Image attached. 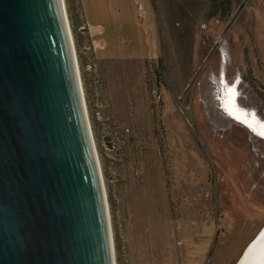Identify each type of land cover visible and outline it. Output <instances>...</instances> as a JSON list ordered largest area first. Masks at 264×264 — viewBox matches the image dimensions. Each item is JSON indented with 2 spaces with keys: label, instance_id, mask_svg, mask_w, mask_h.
<instances>
[{
  "label": "rangeland",
  "instance_id": "1",
  "mask_svg": "<svg viewBox=\"0 0 264 264\" xmlns=\"http://www.w3.org/2000/svg\"><path fill=\"white\" fill-rule=\"evenodd\" d=\"M63 4L114 264H232L264 222V137L222 102L264 120V0Z\"/></svg>",
  "mask_w": 264,
  "mask_h": 264
},
{
  "label": "water",
  "instance_id": "2",
  "mask_svg": "<svg viewBox=\"0 0 264 264\" xmlns=\"http://www.w3.org/2000/svg\"><path fill=\"white\" fill-rule=\"evenodd\" d=\"M62 2L0 0V264H114Z\"/></svg>",
  "mask_w": 264,
  "mask_h": 264
},
{
  "label": "bare ground",
  "instance_id": "3",
  "mask_svg": "<svg viewBox=\"0 0 264 264\" xmlns=\"http://www.w3.org/2000/svg\"><path fill=\"white\" fill-rule=\"evenodd\" d=\"M62 6L64 8L63 2ZM224 90L225 94L222 104L226 112L242 127L257 136L264 137V120L257 116L249 115L238 105L235 87L231 86ZM237 264H264V227L244 250Z\"/></svg>",
  "mask_w": 264,
  "mask_h": 264
},
{
  "label": "flooded vegetation",
  "instance_id": "4",
  "mask_svg": "<svg viewBox=\"0 0 264 264\" xmlns=\"http://www.w3.org/2000/svg\"><path fill=\"white\" fill-rule=\"evenodd\" d=\"M222 109V108H221ZM223 111V113L225 114V112H224V110H222ZM226 115V114H225ZM227 117H228V115H226ZM229 118V117H228ZM230 120H231V117L229 118ZM232 121H234V120H232ZM235 122V121H234ZM236 123V122H235ZM240 125V124H239ZM258 138L259 139H262L263 140V137H260V136H258Z\"/></svg>",
  "mask_w": 264,
  "mask_h": 264
},
{
  "label": "crops",
  "instance_id": "5",
  "mask_svg": "<svg viewBox=\"0 0 264 264\" xmlns=\"http://www.w3.org/2000/svg\"><path fill=\"white\" fill-rule=\"evenodd\" d=\"M85 28H87L88 32H91L90 29L88 28V26H86V23H85ZM102 47V46H101ZM102 58V57H101Z\"/></svg>",
  "mask_w": 264,
  "mask_h": 264
},
{
  "label": "trees",
  "instance_id": "6",
  "mask_svg": "<svg viewBox=\"0 0 264 264\" xmlns=\"http://www.w3.org/2000/svg\"><path fill=\"white\" fill-rule=\"evenodd\" d=\"M82 27V26H81ZM85 27V26H84Z\"/></svg>",
  "mask_w": 264,
  "mask_h": 264
}]
</instances>
